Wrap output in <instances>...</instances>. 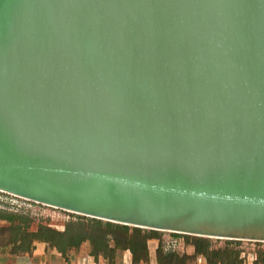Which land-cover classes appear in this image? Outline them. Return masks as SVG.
I'll list each match as a JSON object with an SVG mask.
<instances>
[{
  "label": "water",
  "instance_id": "obj_1",
  "mask_svg": "<svg viewBox=\"0 0 264 264\" xmlns=\"http://www.w3.org/2000/svg\"><path fill=\"white\" fill-rule=\"evenodd\" d=\"M0 191L264 243V0H0Z\"/></svg>",
  "mask_w": 264,
  "mask_h": 264
},
{
  "label": "trees",
  "instance_id": "obj_2",
  "mask_svg": "<svg viewBox=\"0 0 264 264\" xmlns=\"http://www.w3.org/2000/svg\"><path fill=\"white\" fill-rule=\"evenodd\" d=\"M87 219V218H85ZM0 220L8 222L10 227L5 230L10 232V244L14 246L17 255L27 254L32 256L39 243L48 244L66 256L68 249H79L82 244L89 241L91 244L90 255L96 260L103 258L108 264H116L118 251H130L133 256L132 264H149V242L159 240L162 232L149 231L139 228L113 224L109 222L87 219L91 227L78 224V232L67 227L64 232H58L50 227L40 226L37 231H30L29 217L0 211ZM179 236L178 234H174ZM191 240L194 248L193 258L203 257L207 264H242L241 253L235 248L242 242L225 241L226 249H215V243L220 240L185 236ZM233 248V249H231ZM187 258H181L176 253H168L159 245L155 253L156 264H185ZM263 263L257 260L255 264Z\"/></svg>",
  "mask_w": 264,
  "mask_h": 264
},
{
  "label": "rangeland",
  "instance_id": "obj_3",
  "mask_svg": "<svg viewBox=\"0 0 264 264\" xmlns=\"http://www.w3.org/2000/svg\"><path fill=\"white\" fill-rule=\"evenodd\" d=\"M0 211L29 217L30 231H37L40 226L50 227L58 232H64L67 227H71L73 232H78V224H85L91 227L92 223L86 217L72 214L57 208L34 203L9 193L0 191ZM10 224L0 220V264H20V258L25 259L27 254L17 255L14 253V246L10 244V232H6ZM216 241V240H215ZM43 244V243H42ZM48 245V244H46ZM161 245L168 253H176L181 258H187L185 264H207L203 257L193 258L194 248L191 240L184 236H175L171 233H162L159 240L149 242V250L154 252V248ZM49 246V245H48ZM215 249L225 250V241L216 242ZM233 249V248H231ZM235 250L241 253L242 264H255L257 260L264 262V243L242 242ZM77 252V253H74ZM91 253V244L86 241L79 249H68L70 256H85ZM263 264V263H259Z\"/></svg>",
  "mask_w": 264,
  "mask_h": 264
},
{
  "label": "crops",
  "instance_id": "obj_4",
  "mask_svg": "<svg viewBox=\"0 0 264 264\" xmlns=\"http://www.w3.org/2000/svg\"><path fill=\"white\" fill-rule=\"evenodd\" d=\"M157 248H154V252L149 250L150 263H155V253ZM77 253V252H74ZM78 254V253H77ZM66 256L62 255L58 250L51 248L46 244L39 243L36 245V250L32 256H27L25 259L20 258V264H108L103 258L96 260L89 254L85 256ZM133 256L130 251H118L116 257V264H132ZM144 264V263H142Z\"/></svg>",
  "mask_w": 264,
  "mask_h": 264
}]
</instances>
